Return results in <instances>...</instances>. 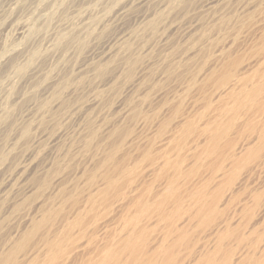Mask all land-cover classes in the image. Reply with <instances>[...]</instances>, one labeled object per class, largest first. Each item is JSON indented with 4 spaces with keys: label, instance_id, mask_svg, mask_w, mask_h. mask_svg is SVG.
<instances>
[{
    "label": "rangeland",
    "instance_id": "rangeland-1",
    "mask_svg": "<svg viewBox=\"0 0 264 264\" xmlns=\"http://www.w3.org/2000/svg\"><path fill=\"white\" fill-rule=\"evenodd\" d=\"M24 26L31 27L27 35ZM124 32L129 38L116 43ZM17 47L21 54L0 69V256L26 219L57 214L59 223L108 180L155 194L149 162L160 157L196 165L180 180L181 192L190 190L264 122L258 104L225 113L233 106L232 84L263 82L264 0H0V57ZM108 47L113 54L101 62ZM32 107L38 116L23 133L19 126ZM216 120L232 126L219 144L229 148L207 155L202 133ZM55 134L61 137L54 145L48 139ZM33 150L25 181L11 187L6 178ZM263 163L258 158L238 170L235 198L214 223L191 230L193 244L232 217V262L264 244ZM256 193L258 203L251 200L241 213Z\"/></svg>",
    "mask_w": 264,
    "mask_h": 264
},
{
    "label": "bare ground",
    "instance_id": "bare-ground-1",
    "mask_svg": "<svg viewBox=\"0 0 264 264\" xmlns=\"http://www.w3.org/2000/svg\"><path fill=\"white\" fill-rule=\"evenodd\" d=\"M146 15L142 17V21L149 17ZM22 28L23 34L30 33L31 27L24 26ZM129 36L130 34L127 32L122 33L116 38V43L125 42ZM112 49L108 47L98 55L102 59L101 62L111 57L113 54ZM18 54L21 53L17 47L8 54L1 56L0 69ZM260 75L263 82L261 81L262 83H257L251 88H248L247 83H245L247 79L243 83L242 81H236L230 88L228 86L230 92H233L232 98H234V101L233 106L227 108L226 112L224 111L226 114L230 112L237 113L241 108L257 104L261 105L258 106V110H264V101H260L261 98L264 99V73L261 72ZM54 79L55 82H52L53 87L57 82L56 78ZM229 81V76L225 77L224 82L229 83ZM238 86H241L239 92L234 93L235 88H238ZM37 110L33 107L27 109L24 124L16 125L21 128L23 133L28 130L26 124L37 118ZM2 112L6 113L7 111L5 109ZM231 127V125L223 126L218 120L206 125L202 136L207 141V147L205 148L207 155L220 154V141L228 135ZM250 129H252V132L248 130L251 132L248 139L242 140L243 142H240L239 146H236L237 148L232 149L231 153L224 159H219L220 162L218 161L219 163L215 164L211 171L209 170L210 175L208 177L201 176V178L190 182L192 188L185 190L184 193L181 192L184 184L182 185L180 180H184L183 177H189L191 172L196 169V165L193 166L189 162L185 163L180 160L172 162L165 156L160 157L159 155V160L152 161L149 159L152 162H149L150 165L147 163L150 172L155 177L154 182L158 185L155 194L141 191L142 188L139 189L138 186H133V184H126L119 188L116 181L108 180L104 187H97L94 193H90L81 204L76 205L71 216L62 217L59 223H55L58 218L57 214H38L26 219L24 225L16 231L15 240L4 245L3 254L0 256V264H16L18 260L25 262V264H264L262 257L264 256V244L255 247L250 256L244 255L245 250L239 256L238 261L234 260L232 262L229 258L232 255L227 256L228 246L226 244L233 236L232 221L234 217L231 220L220 218L208 230L205 237L208 236L203 243H200V246L192 243V235L190 234L195 227H208L215 222L217 216L219 218V215L224 210L226 211L229 202L235 198L236 185L234 182L237 179L238 170L250 162L264 157V122L258 123ZM184 132L186 133L187 129ZM60 137L61 134H55L51 135L48 140L53 141L55 145ZM36 153L37 151H34L28 159L29 162L26 160L27 162L20 163L15 171L6 178L11 187L25 181L27 177H25V172L32 168ZM146 165L144 166L147 168ZM126 172L131 173L133 170L130 169ZM142 177L141 179L144 180ZM226 186H228V189L224 190ZM259 199L260 195H257V193L250 196L249 200L241 206L240 212H247L251 200H255L257 204ZM115 209L118 211L117 213H115ZM235 231L238 232L236 229ZM38 236V242L29 248L31 242ZM245 240L246 235L244 233L239 234L236 238L237 244ZM233 241H230V243H233ZM243 257H245L244 260Z\"/></svg>",
    "mask_w": 264,
    "mask_h": 264
}]
</instances>
